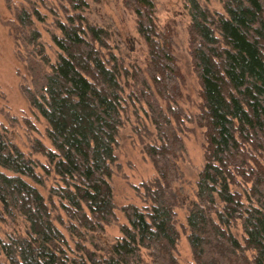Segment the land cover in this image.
I'll use <instances>...</instances> for the list:
<instances>
[{
    "label": "trees",
    "instance_id": "1",
    "mask_svg": "<svg viewBox=\"0 0 264 264\" xmlns=\"http://www.w3.org/2000/svg\"><path fill=\"white\" fill-rule=\"evenodd\" d=\"M221 1L224 12L214 13L188 0L191 54L203 101L197 120L206 138L197 201L187 218L188 241L195 264H264V0ZM68 2L73 14L58 23L61 37L53 41L60 54L54 64L42 57L32 15L23 10L18 20L32 77L24 93L48 123L54 148L37 141L34 151L47 158L45 172L62 184L52 195L71 221V236L85 240L115 219L109 180L129 103L148 108L157 144L146 145L144 152L157 179L143 186V209L124 208L129 226L122 238L106 253L78 243L81 256L73 259L45 199L27 182L43 185L37 166L0 129V232L6 218L16 224L20 217L27 225L25 235H0V264H144V252L152 264H179L174 189L181 179L180 132L187 116L176 106L180 73L173 30L158 26L154 0H124L148 48L147 78L114 55L106 59L109 35L88 23V2Z\"/></svg>",
    "mask_w": 264,
    "mask_h": 264
},
{
    "label": "rangeland",
    "instance_id": "2",
    "mask_svg": "<svg viewBox=\"0 0 264 264\" xmlns=\"http://www.w3.org/2000/svg\"><path fill=\"white\" fill-rule=\"evenodd\" d=\"M86 1L89 8L84 16L88 23L109 35L110 49L103 50L106 59L114 55L125 62L127 69L138 68L149 78L146 72L148 48L138 33L134 13L125 6L124 0ZM198 2L211 12H224L221 0ZM154 3L160 29L170 27L173 30V52L180 73L176 106L187 116L180 132L185 146V153L178 160L181 179L174 189L179 200V207L176 208L179 241L175 256L179 264H195L188 241L187 218L190 207L197 201L199 176L205 166L206 138L205 130L197 120L203 101L190 47V7L188 0H154ZM23 10L32 15V29L39 33L42 57H47L51 64L57 62L60 54L53 41L54 36L61 37L58 23H65L68 16L73 14L68 0H0V129L5 130L12 144L37 166V174L42 177L43 185H36L30 180L27 182L45 199L55 226L68 241L69 257L75 259L81 256L77 251L78 243L87 250L106 253L116 240L122 238L123 227L129 226L124 208L133 205L143 209L146 206L143 186L157 179L156 170L144 152L146 145L157 144L154 128L148 119V108L144 104L129 103L122 116L124 122L118 134L116 162L109 180L114 195V221L102 232L87 234L85 240L73 238L68 231L71 221L63 204L52 195V189H58L62 184L54 173L45 172V168L50 169L47 158L34 151L37 141L50 150L54 148L48 138V123L30 106L24 93L25 88L32 87V77L27 65L29 48L23 43L18 20ZM45 69L50 70L47 66ZM162 105L165 107V103ZM0 171L4 172L1 168ZM1 228L3 239L15 232L27 233V225L20 217L16 224L6 218ZM235 233L242 239L241 228H236ZM143 256L144 264H152L147 252ZM2 261L5 263L4 259Z\"/></svg>",
    "mask_w": 264,
    "mask_h": 264
}]
</instances>
